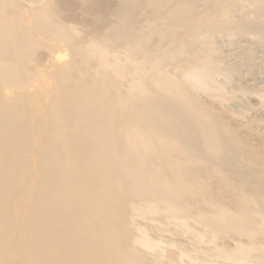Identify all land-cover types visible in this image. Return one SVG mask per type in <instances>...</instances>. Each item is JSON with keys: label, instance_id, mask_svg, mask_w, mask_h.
Returning <instances> with one entry per match:
<instances>
[{"label": "bare ground", "instance_id": "obj_1", "mask_svg": "<svg viewBox=\"0 0 264 264\" xmlns=\"http://www.w3.org/2000/svg\"><path fill=\"white\" fill-rule=\"evenodd\" d=\"M106 3L43 0L30 24L31 8L22 0H0V264H156L158 256L136 247L155 246L139 218L192 213L185 196L195 194V169L211 166L203 156H220L221 138L232 135L218 129L193 94L210 83L194 70L207 68L209 58L193 53L179 78L163 71L162 55L141 43L146 26L135 34L134 17H123L122 4L107 3L118 20L105 27L119 26L129 54L112 62L100 41H72L71 23L87 11L97 25ZM40 38L63 40L71 58L32 70L29 56ZM56 45H49L50 56ZM92 57L96 68L88 73L84 61ZM39 78L44 83L32 91ZM245 208L219 204L205 214L215 216L214 226L247 235L253 246L260 231ZM244 246L237 241L233 250Z\"/></svg>", "mask_w": 264, "mask_h": 264}, {"label": "rangeland", "instance_id": "obj_2", "mask_svg": "<svg viewBox=\"0 0 264 264\" xmlns=\"http://www.w3.org/2000/svg\"><path fill=\"white\" fill-rule=\"evenodd\" d=\"M40 1L43 0H22L25 7L31 8L28 10L30 24L34 22L36 3ZM105 1L122 4L124 18L134 17L135 34H140L137 27L146 26L141 32L148 36L141 43L162 55L157 64L163 71L179 78L193 53L209 58L205 61L207 68L199 65L194 70L205 72L210 83L198 86L193 94L197 103L220 122L218 129L227 127L232 132L231 137L221 138L220 156L209 151L203 156V161L212 165L195 169V194L185 196L192 213L182 218H164L150 212L139 218L142 230L155 246L148 249L137 243L136 247L152 257L158 256L156 264H189L191 259H208L217 264H264V222H261L264 217V139L261 138L264 137V0ZM107 3L100 9L106 19L98 16L97 25L93 24L97 16L87 11L83 20L73 21L71 38L84 44L100 41L107 58L114 62L113 56L130 52L123 46L125 35L118 33L119 26L105 27L117 19L105 8ZM117 24L121 27L123 21ZM43 39L40 38V47L29 56L32 70L50 69L71 58L70 50L61 45L63 40ZM181 40L184 42L180 44ZM56 42L58 45L50 56L49 45ZM95 64L94 57L84 61V70L92 73ZM124 66L128 67L127 63L121 64ZM97 69L100 76L102 68ZM121 78L120 87L124 90L126 82ZM42 83L40 78L31 81L29 88L35 91ZM226 203L242 205L251 213L248 222H256L260 231L252 240L255 245H251L245 234L214 226L215 216L205 214ZM200 210L206 211L199 214ZM237 241L247 246L234 251ZM234 253L242 256V261L235 259Z\"/></svg>", "mask_w": 264, "mask_h": 264}]
</instances>
